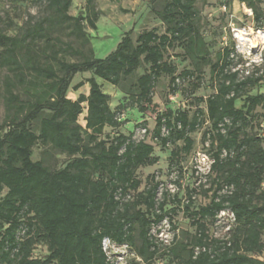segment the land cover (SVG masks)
Listing matches in <instances>:
<instances>
[{
  "label": "trees",
  "instance_id": "trees-1",
  "mask_svg": "<svg viewBox=\"0 0 264 264\" xmlns=\"http://www.w3.org/2000/svg\"><path fill=\"white\" fill-rule=\"evenodd\" d=\"M34 1L42 6L40 14L28 13L14 34L0 29V194L6 190L0 196V264H110L102 249L105 237L128 249L139 240L132 261L145 264H152L161 248L178 264H264V148L260 136L244 131L255 108L264 106V94H246L242 104L235 105L264 75L255 71L240 76L228 48L214 62L190 52L203 44L194 23L196 0H163L161 8H153L165 26L163 33L144 30L133 40L132 31L125 32L104 58L93 55L85 32L86 24L96 29L94 0H86L84 16L68 13L72 0ZM236 1L260 23L263 0ZM63 34L79 46L64 40ZM39 43L44 47L37 49ZM174 46L210 63L215 91L204 100L203 121L209 128L203 136L213 148L209 174L214 173V190L209 202L196 210L191 209L195 190L188 192L182 205L195 226L193 241L166 247L150 229L175 212L164 208L168 192L157 200L160 182H153L152 176L136 192V169L158 161L154 146L117 130L124 109H152V91L161 74L170 76V94L178 91L179 77L192 75L188 70L175 74V67L164 60V52ZM63 55L80 59L68 61ZM141 65L147 67L135 76ZM86 72L89 76L71 84L75 75ZM133 76V82L123 85ZM98 79L120 90L118 104L111 106ZM85 83L87 94L68 97L70 89L77 91ZM84 111L82 126L78 118ZM202 113L196 110L189 117L186 110L168 108L156 115L151 138L161 145L183 142L170 151L171 165L176 162L172 157L192 148L190 133L202 124ZM106 128L113 134L101 138ZM36 146L68 159L57 168L44 157L34 160ZM222 187L225 192H220ZM132 192L136 194L130 197ZM173 202L181 203L176 198ZM225 209L234 215V229L228 239L211 237L205 220H215ZM36 242L46 244L43 258L31 255Z\"/></svg>",
  "mask_w": 264,
  "mask_h": 264
},
{
  "label": "rangeland",
  "instance_id": "rangeland-1",
  "mask_svg": "<svg viewBox=\"0 0 264 264\" xmlns=\"http://www.w3.org/2000/svg\"><path fill=\"white\" fill-rule=\"evenodd\" d=\"M163 0H94V8L98 12V19L95 22L96 29H92L89 25H85V32L88 34L90 43L89 46L93 50V55L97 58H104L110 53L121 36L128 31H132L131 37L134 40L136 36L149 29H155L158 34L165 30L164 24L159 17L153 12V8H161ZM227 0H196L194 6L197 10V16L194 23L201 36L203 44L200 47L193 46L190 52L193 54L204 55L207 59L214 62L219 53H222L224 48L232 50L230 57L233 58V70L240 69V76L246 75L248 72L257 71L258 74L264 75V0L259 4V9L263 13L260 23H257L252 17V12L245 4L232 0L230 5H224ZM86 0H72L68 9V13L76 16L86 14ZM43 11L42 6L34 0H0V29L7 34H14L23 22L26 20L28 13L40 14ZM259 24V25H257ZM260 26V27H257ZM238 30H245L249 32L246 41L236 36ZM257 30H260L262 39L257 36ZM64 40L72 42L78 47V42L67 34H63ZM259 40L257 48L251 47V40ZM38 48H43L44 44L36 45ZM199 49V51H198ZM200 52V53H199ZM63 58L68 61L79 60L80 57L76 55H63ZM164 60L175 67V74L182 70H188L192 75L178 79V91L170 94L168 91L170 76L161 74L157 79L153 91L152 100L153 107L144 113H140L135 109L126 108L119 117L121 126L117 131L124 134H130L135 140L144 139L154 146V154L158 156V161L152 166L138 167L135 171V176L140 180V186L136 192L142 190L148 180L152 176V180L161 183L158 187L157 199L161 200L162 192L166 184L173 183V192H168L166 196L165 210L175 209L171 214L170 219L166 218L165 222L152 226L150 233H157L156 229H162L159 236L161 242L166 243L165 240L170 239V243L166 247L176 245L178 242L190 243L193 241L195 235V226L183 211V205L187 199L188 192H192V206L191 209L196 210L200 206L209 202L210 196L214 190L212 179L214 173L205 177L201 181V186L197 187L196 183L200 180L194 174L195 157L198 153H206L212 155L213 148L208 145V141L203 136V133L209 128L207 121H203L206 116L205 113V98L212 94L214 90V81L212 79V72L210 63L199 59L198 56H190L184 52L182 47L174 46L168 48L164 52ZM147 65H141L136 71L135 76L142 73ZM89 76V73H79L75 75L71 84L83 80ZM135 76L123 82L127 86L128 83L133 82ZM99 80V79H98ZM103 83L104 92L109 93L111 106H115L120 102L122 93L117 87L111 86L104 80H99ZM197 86V87H195ZM88 86L84 84L80 91L87 92ZM31 91L34 89L31 87ZM264 94V79L255 86L247 87L241 97L236 101V107H239L246 94ZM75 92L69 90L68 97H74ZM22 97H25L22 95ZM196 97H202V102H197ZM85 108V104H83ZM168 108L174 110H186L189 117L196 110H202L201 120L202 124L198 129L190 133L193 140L192 148L188 153L180 152L178 157H172V165L170 164V151L172 149H180L183 146L182 141L175 143H167L161 145L158 141L151 138V134L155 124V117L157 114L165 111ZM254 117L251 125L245 128L247 134H257L262 138V146L264 148V106H257L254 110ZM85 111L80 114L78 122L84 126ZM4 118V106L0 102V120ZM36 127V126H34ZM145 129V131H143ZM114 130L106 128L101 138L106 134L112 135ZM45 159V162L52 167H60L68 159L64 154H57L54 151H42L40 146L33 149V159ZM197 177V178H196ZM203 179V177L201 178ZM264 186V185H263ZM220 192H225L226 188ZM6 190L0 194L2 196ZM132 192L130 197L136 194ZM176 198L181 203L173 202ZM208 228V234L214 238L228 239L234 229L235 220L232 216L227 214L216 216L215 220H205ZM168 222V223H166ZM166 237V238H164ZM162 243V244H163ZM139 240L135 241L129 249L127 261L133 264H145L143 261L136 259L137 262L132 261L134 258L136 247ZM162 247V246H161ZM165 247V248H166ZM198 248H195L197 251ZM47 254L46 244L43 242H36L32 248V257L43 258ZM260 258L264 259L263 255ZM152 264H178L173 255L165 253L161 248L160 253L155 257Z\"/></svg>",
  "mask_w": 264,
  "mask_h": 264
},
{
  "label": "built area",
  "instance_id": "built-area-1",
  "mask_svg": "<svg viewBox=\"0 0 264 264\" xmlns=\"http://www.w3.org/2000/svg\"><path fill=\"white\" fill-rule=\"evenodd\" d=\"M260 32H261L260 30H257V35ZM143 131H145V129H143ZM194 159H195V163H196L194 165V174H195V176L199 177V179H200L198 181V183H196V186L198 187L201 184V181L202 180L204 181L205 177L208 176V174L210 173V167H211V163H212L213 159L211 156H209L208 154L203 153V152L196 154V157ZM202 177H203V179H201ZM159 185H161V183ZM174 190L175 189L173 188L172 182H169L168 184H166V186L164 188V191H167V192H173ZM157 194H158V191L156 193V199H157ZM223 214H227L228 216H232L234 218L233 213L228 209L221 210L217 214V216L223 215ZM165 221H166V218H164L161 222H165ZM166 223H168V222H166ZM161 230L162 229L157 228L156 229L157 233L152 234L157 238V240L159 242H161L160 239L163 236V233H161L159 236L157 234L160 233ZM164 238H166V237H164ZM165 241H166L165 244L163 242H161V243H163V245H168L170 243V239L165 240ZM102 249L105 252V254L107 256V260L109 261L110 264H130L129 261H127L129 249H128V246L126 244L119 245V244H116L113 241H111L109 238L105 237L102 240Z\"/></svg>",
  "mask_w": 264,
  "mask_h": 264
},
{
  "label": "bare ground",
  "instance_id": "bare-ground-1",
  "mask_svg": "<svg viewBox=\"0 0 264 264\" xmlns=\"http://www.w3.org/2000/svg\"><path fill=\"white\" fill-rule=\"evenodd\" d=\"M236 36L241 38L242 41H246L247 40V37L246 36H249V32L245 31V30H238L236 32ZM259 37V39L261 38L262 39V36H261V33H259L258 35H256V37ZM258 44H259V40H251V47L252 48H257L258 47Z\"/></svg>",
  "mask_w": 264,
  "mask_h": 264
},
{
  "label": "crops",
  "instance_id": "crops-1",
  "mask_svg": "<svg viewBox=\"0 0 264 264\" xmlns=\"http://www.w3.org/2000/svg\"><path fill=\"white\" fill-rule=\"evenodd\" d=\"M74 78H75V77H74ZM98 81H99V80H98ZM76 83H77V82H76ZM74 84H75V83H74ZM85 84L88 86L87 83H85ZM82 86H84V84H83ZM82 86H81V87H82ZM81 87H80V88H81ZM80 88H79L77 91H73V92H75V94H74L75 96H74V97H70V96H69V98H71V99H76V97L78 96L79 93H84V94H87V93H88V90H87V92H82V91H80ZM87 89H89V86H88Z\"/></svg>",
  "mask_w": 264,
  "mask_h": 264
}]
</instances>
